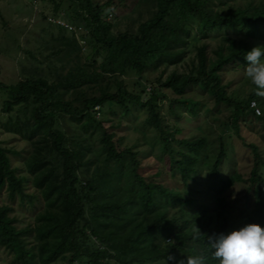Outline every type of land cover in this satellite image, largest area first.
<instances>
[{
  "label": "trees",
  "instance_id": "1",
  "mask_svg": "<svg viewBox=\"0 0 264 264\" xmlns=\"http://www.w3.org/2000/svg\"><path fill=\"white\" fill-rule=\"evenodd\" d=\"M45 1L52 5V16L61 10L81 30L77 36L61 34L54 39L59 46L52 53L63 54L56 59L58 66L50 68L53 79L36 68L13 84L0 83L7 96L2 111L8 114L1 127L31 146L24 161L30 175L26 176L11 164L10 153L17 152L0 143V196L5 193V199H0V247L12 254L14 264H164L167 255L175 259L166 264L181 260L186 264L189 256H204L207 264H218L206 236L231 230L223 212L227 189L237 182L247 183L254 200L247 212L240 210L245 212L242 226L264 227V158L259 144L245 142L253 157L247 177L239 172L225 176L221 162L227 150L219 137L207 185L218 195L219 208L189 216L183 206L193 199L141 175L138 168L146 151L123 146L124 137L115 139V132L104 126L107 119L100 116L108 106L113 114L115 106L123 114L129 113L131 104L144 109L145 124L158 131L170 156L171 175L186 185L208 140L206 136L178 138L181 130L164 123L160 97L170 90L172 102L195 116L200 102L184 93L197 85L215 104L232 107L230 123L240 137L246 117L264 121V97L255 94V86L241 98L229 91L230 81L225 79L229 67L237 73L245 69L248 51L264 47V0H146L151 5L149 15L138 21L135 30H114L118 23L104 17L112 0ZM195 21L201 39L198 46L191 42ZM80 40L88 41L84 61L79 56ZM213 42L217 43L213 46ZM193 46L188 70L173 69L164 77L167 68L185 63ZM149 71H159L149 80V90L141 86L138 92L129 91L120 78L135 73L141 80ZM70 93L75 97L68 99ZM251 101L260 114L250 107ZM169 110L174 112L171 105ZM63 116L79 125L86 137L70 140L61 126ZM97 130H101L104 155L102 163L93 166L87 139ZM28 181L32 192L26 191ZM37 199L42 207L34 213V221L21 225L13 214V202L33 205ZM194 223L204 233L198 240L192 239Z\"/></svg>",
  "mask_w": 264,
  "mask_h": 264
},
{
  "label": "rangeland",
  "instance_id": "2",
  "mask_svg": "<svg viewBox=\"0 0 264 264\" xmlns=\"http://www.w3.org/2000/svg\"><path fill=\"white\" fill-rule=\"evenodd\" d=\"M98 1L103 3L106 0ZM149 6L151 5L146 0H112V6L104 11V17L106 16L113 23H118L114 30L117 28L120 30H135L138 21L146 19L149 15ZM51 9L52 5L45 0H38L36 5L29 0H0V83L13 84L24 79L36 68L42 70L43 75L48 79H53L50 68L58 66L59 62L56 59L63 54L62 51L57 54L52 53L51 50H54L55 46H59L54 39L61 34L69 37L76 32L68 28L61 31L59 27L64 26L49 20V17L52 16ZM58 12H61L58 21L69 23L63 12L61 10ZM42 14H45L46 18H42ZM191 31V42L193 45H200V32L197 31L196 21L191 23ZM228 32L231 33L232 31L229 29ZM87 42L80 41L82 49L79 56L83 61L86 59L85 55L88 52L85 51ZM216 43L213 42L211 45L214 46ZM195 50V46H193L185 63L167 68L164 77L173 69L186 72L189 59L195 54ZM239 71L240 73H237L229 67L225 79L230 81L229 91L234 96L243 98L251 91L253 84L244 75V69ZM158 73L159 71L145 72L142 74L141 80L135 73H129L120 78L123 79L129 91L138 92L141 86H145V89L149 90L151 87L149 80L155 79ZM164 93L165 96H161L159 100L161 114L166 125L181 130L177 137L196 138L206 136L208 140L207 146L202 149L198 157L192 177L186 185L178 182V178L171 175L170 156L163 150L158 131L145 124L144 119L147 113L144 109L131 104L129 113L123 114L121 108L115 106L113 107L115 114H113L108 106L100 117L107 119L104 120V126L108 131L115 132V139L124 137L123 146L137 147L141 151H146L138 168L141 175L164 182L169 187H176L187 197L193 199L192 204L183 206L189 216H202L207 212H215L219 208L218 195L211 191L207 185L210 178L209 170L219 148V137L224 139L227 150V156L221 162L223 174L228 176L239 172L243 177H247L253 163V157L250 147H247L245 142L254 141L258 143L259 152L261 157L264 158V121L257 120L251 115L246 117L245 120H242L240 137L234 133L230 123L229 116L232 107L223 103L215 104L213 98L197 85L189 86L184 93V97L200 102L195 116L191 115L185 106L172 102L171 98L174 94L170 90L165 89ZM73 97H75V93L67 95L68 99ZM6 98V92L0 89V143L17 152H11L10 159L12 166L18 170V173L30 176L24 165V161L31 150L29 142L17 134L6 132L1 127L2 122L8 116L7 113L2 111ZM170 105L174 109L173 113L169 110ZM61 126L70 137V140L86 137L80 126L72 122L68 116L61 118ZM100 131L97 130L94 136L87 139L93 149L92 155L90 154L93 166L103 161L104 152L101 149ZM170 140L175 148L178 147L175 140ZM159 170H161V173L157 174ZM80 177L84 182V174H81ZM247 187L246 182H237L223 194L225 197L223 212L230 221V232L243 227L242 216L253 206L254 197L247 191ZM26 191H33L29 181L27 182ZM0 199H5V193H2ZM13 207L16 209L13 214L17 216L21 225H26L34 221V213L42 207V201L37 199L33 205L23 204L20 206L15 200ZM0 264H14L12 254L3 247H0ZM58 264H61V262L58 261Z\"/></svg>",
  "mask_w": 264,
  "mask_h": 264
},
{
  "label": "clouds",
  "instance_id": "3",
  "mask_svg": "<svg viewBox=\"0 0 264 264\" xmlns=\"http://www.w3.org/2000/svg\"><path fill=\"white\" fill-rule=\"evenodd\" d=\"M244 58L248 62L244 69V75L255 86V94L264 97V47H253ZM251 102L250 107H252ZM254 112L260 114V110L257 113L254 109ZM202 235L204 233L194 223L192 239L198 240ZM168 241L172 242V240ZM206 241L212 258L217 260L218 264H264V227L259 224L249 223L227 234L214 233L211 236H206ZM174 259L173 256L167 255L166 260ZM166 260L164 264H166ZM177 264H185V261H178ZM186 264H207V258L189 256L186 259Z\"/></svg>",
  "mask_w": 264,
  "mask_h": 264
},
{
  "label": "built area",
  "instance_id": "4",
  "mask_svg": "<svg viewBox=\"0 0 264 264\" xmlns=\"http://www.w3.org/2000/svg\"><path fill=\"white\" fill-rule=\"evenodd\" d=\"M29 1H30L31 3H33L34 5H36V4L38 3V0H29ZM59 16H60V14H59L58 16H50V17H49V20H51V21H53V22H56V23H58V24H61L62 26L68 28L69 30L76 32V34H77V31H78V30H81V27H80V26L76 27L75 25L70 24V23H60V21H58V20L60 19ZM80 41H81V42H84L83 40H80ZM251 106L255 109V111H256L257 113H259V109H258V107L256 106V103H255L254 101L251 102Z\"/></svg>",
  "mask_w": 264,
  "mask_h": 264
}]
</instances>
